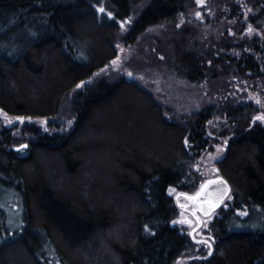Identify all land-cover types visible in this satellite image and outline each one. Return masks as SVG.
Listing matches in <instances>:
<instances>
[{
	"label": "trees",
	"instance_id": "16d2710c",
	"mask_svg": "<svg viewBox=\"0 0 264 264\" xmlns=\"http://www.w3.org/2000/svg\"><path fill=\"white\" fill-rule=\"evenodd\" d=\"M98 6L113 15L102 20ZM209 7L238 4L213 0ZM255 7L250 23L260 29L264 0ZM196 8L195 0H0L1 112L51 122L67 104L73 119L66 132L34 124L19 135L0 119V264H178L195 249L168 191L193 194L203 184L194 166L216 106L179 124L125 76L102 78L68 99L117 58L120 25L133 21L125 36L133 44ZM174 28L161 50L179 78L206 82L224 97L237 92L233 78H264L260 39L229 36L216 47L192 23ZM218 102L228 140L216 169L232 200L211 223V255L200 250L189 264H264V124L253 104Z\"/></svg>",
	"mask_w": 264,
	"mask_h": 264
},
{
	"label": "rangeland",
	"instance_id": "374dc122",
	"mask_svg": "<svg viewBox=\"0 0 264 264\" xmlns=\"http://www.w3.org/2000/svg\"><path fill=\"white\" fill-rule=\"evenodd\" d=\"M195 1L197 8L191 9L189 14H182L175 21L163 22L148 28L137 37L133 44H128L125 40V36L131 31L133 21L120 25L116 39L118 56L113 60L116 63L113 64L112 61L106 68L95 74L93 78L85 81L83 85L79 84L81 86L75 88L68 101L69 104L74 102L76 93L85 92L102 78L113 79L117 76H125L126 79L134 81L153 95L155 100L164 108L167 118L179 124H182L183 118H189L205 107L215 105V116L208 122L207 127V137L209 139L207 149L196 160L194 166V171L204 183V181L218 175L216 173V163L226 153L228 137L220 134L224 129V124L228 121L218 113V110L221 108L218 99L224 98L225 100V97H229L233 100L237 99L240 105L249 106L253 104V108L251 109L253 112L256 110V119L261 113H264V78L258 81L233 78L232 89L235 88L237 90L236 93L233 90V92L225 94V97L223 96L224 94L220 96H218L219 94H214L213 96L206 82L190 83L179 78L173 68L172 59L168 58L161 48L168 50L169 39L167 36H172L176 31L174 25L179 27L185 26L187 23H192L199 31L200 40L216 47L229 36L232 38L237 36L239 39L243 36L260 39L263 45V52L257 56L263 60L262 68L264 71V19L259 22L260 29L255 27V24L252 25L250 23L251 18L259 14L260 9L255 6L262 0H237L238 9L236 10L232 8L225 9L224 7L221 9H210L209 2L213 0H205L203 4H199L197 0ZM143 5L138 4V7L142 8ZM96 9L102 20L106 19L107 13L100 12L98 7ZM197 13H201L202 15H197ZM240 14H242V22L245 24L243 35H238L235 31L236 19ZM249 27L252 28L251 32H249ZM68 117L69 110L67 104H64L62 113H60L58 118L51 122L46 121V123L35 119H24L21 121L17 117L5 115L0 111V119L3 126L10 128L17 135L26 127H31L34 124L36 128L45 132H66L73 125V119H68ZM256 122L264 124V121L258 119H256ZM186 144L188 145V143ZM48 160L50 159L45 158V161L48 162ZM170 189L168 193L173 197L175 203H177L176 197L183 192H180L176 188ZM231 200L232 198L229 197L224 207H228ZM179 202L186 203L187 200L180 197ZM218 214V212H215L211 217L203 220L202 227L195 233V239L198 240V242L194 241L195 249L192 248L189 251V256L181 259L178 264H189L192 259L200 257V250L206 252L208 255L210 249L212 252L215 239H213L210 226ZM187 217H191V215L180 209L176 222ZM196 225L197 223L194 226L186 223L179 224L180 229L189 235ZM203 241H209L211 243L209 244Z\"/></svg>",
	"mask_w": 264,
	"mask_h": 264
},
{
	"label": "water",
	"instance_id": "95a60500",
	"mask_svg": "<svg viewBox=\"0 0 264 264\" xmlns=\"http://www.w3.org/2000/svg\"><path fill=\"white\" fill-rule=\"evenodd\" d=\"M216 173L218 174L217 171H216ZM219 177H222V176L217 175L213 178L208 179V180H217V183L214 185H209L208 189L206 190V192L203 195L196 197V194L198 192H200L202 186L208 180H206L195 193H193V194L186 193L187 195H182L184 193H181L180 195H178L176 197L177 207L179 209L183 210L184 212H187L191 215V217H187L185 219L179 220L177 223H186L190 226H194L195 223H197V225L191 230V233H190L191 238L195 242H198V240L195 239V233L203 225V223H201V221L203 222L204 219L211 217L215 212H217L219 209H221L224 206V203L228 200V198L232 194V188H231L230 184L227 182L226 186L221 185L218 181ZM225 187L227 189H230V191H228L227 195H225L223 197V202H219L217 200V189H221V188H225ZM180 197L185 198L187 200V202L186 203L179 202ZM189 197H196V199H190ZM208 200L217 201V205L215 207H210V205L207 203ZM189 221L191 223H189Z\"/></svg>",
	"mask_w": 264,
	"mask_h": 264
},
{
	"label": "snow or ice",
	"instance_id": "6c2138e0",
	"mask_svg": "<svg viewBox=\"0 0 264 264\" xmlns=\"http://www.w3.org/2000/svg\"><path fill=\"white\" fill-rule=\"evenodd\" d=\"M197 2L199 3V4H203L204 2H205V0H197ZM98 8H99V11L100 12H107V10L104 8V7H101V6H98ZM107 15L108 16H112L113 15V13L112 12H107ZM197 15H202L201 13H197ZM252 31V28L251 27H249V32H251ZM116 63V61H113V64H115ZM129 75H131V73H129ZM83 81H81V85H83ZM81 85H78V87L79 86H81ZM0 111H2V110H0ZM17 119H19V120H21V121H23L24 119H25V117H17ZM27 119H31V117H28ZM256 119H258V120H261V121H264V113H261L258 117H256ZM45 123H46V120L44 121ZM255 122V121H254ZM20 147L21 148H26L27 147V145H20ZM216 171L218 172L219 171V169H216ZM218 181H219V183L221 184V185H224V186H226L227 185V181L226 180H224L223 179V177H219L218 178ZM217 183V180H208V181H206V183L202 186V188H201V190H200V192H198L197 194H196V197H198V196H200V195H203L205 192H206V190L208 189V186L209 185H214V184H216ZM170 191H172V189H170ZM228 191H230V189H227L226 187L225 188H221V189H217V200L219 201V202H223V197L225 196V195H227V192ZM182 195H187L186 193H184V194H182ZM196 197H189L190 199H196ZM207 203L210 205V207H215L216 205H217V201H214V200H208L207 201ZM242 214H245L246 215V213H242ZM174 223H175V221H174ZM189 223H191L190 221H189ZM201 223H203L202 221H201ZM206 226V225H205ZM213 239H215L214 237H213ZM203 242H207V243H211V242H209V241H203ZM209 255H211V249H210V251H209Z\"/></svg>",
	"mask_w": 264,
	"mask_h": 264
},
{
	"label": "bare ground",
	"instance_id": "6f19581e",
	"mask_svg": "<svg viewBox=\"0 0 264 264\" xmlns=\"http://www.w3.org/2000/svg\"><path fill=\"white\" fill-rule=\"evenodd\" d=\"M226 202H227V201H226ZM226 202H225V203H226ZM225 203H224V204H225Z\"/></svg>",
	"mask_w": 264,
	"mask_h": 264
}]
</instances>
